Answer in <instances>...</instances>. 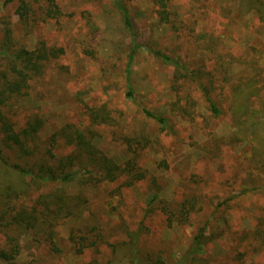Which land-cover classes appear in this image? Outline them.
I'll use <instances>...</instances> for the list:
<instances>
[{
	"label": "rangeland",
	"instance_id": "rangeland-1",
	"mask_svg": "<svg viewBox=\"0 0 264 264\" xmlns=\"http://www.w3.org/2000/svg\"><path fill=\"white\" fill-rule=\"evenodd\" d=\"M28 1L25 24L18 3L0 0L16 43L64 54L5 108L8 119L16 128L37 121L41 143L59 156L74 152L75 132L93 131L99 150L133 168L113 183L63 185L87 199V211L55 226L53 246L22 231L12 242L0 234V249L17 247L15 264H111L134 249L151 263L178 264L201 233L194 264H264V180L244 159L248 143L228 140L235 126L224 103L249 71L255 85L244 95L254 108L264 103L259 16L243 14L238 0H169L168 18L158 0ZM170 59L186 68L185 79L174 78ZM245 188L251 192L238 196Z\"/></svg>",
	"mask_w": 264,
	"mask_h": 264
},
{
	"label": "trees",
	"instance_id": "trees-1",
	"mask_svg": "<svg viewBox=\"0 0 264 264\" xmlns=\"http://www.w3.org/2000/svg\"><path fill=\"white\" fill-rule=\"evenodd\" d=\"M3 1L5 5L18 3L17 16L23 23H29L32 7L28 0ZM238 1L243 14L253 11L264 23V0ZM158 2L166 18L169 0ZM123 17L126 27L132 30L133 25L126 10L123 11ZM2 24L6 25L4 31ZM63 54V49L44 45L34 50L19 45L13 37L10 24L5 19H0V234L10 242L15 239L16 232L29 231L33 236L36 235L41 241L53 246L55 226L65 219L82 218L87 211V199L80 194L68 195L63 190V185L77 181L83 185L93 186L99 183H113L121 179L124 172L130 173L133 168L131 164L122 168L99 150L92 143L95 134L93 131L75 132L69 141V145L74 146V152L67 156H59L53 152V148L49 149L41 143L39 136L42 127L37 121H30L27 125L16 128L8 119L5 108L25 97L30 82L44 75L48 63ZM133 60L134 56L131 55L130 66ZM170 63L176 69L174 78L183 79L185 73L181 71L187 72L186 68L173 59H170ZM244 70L248 72L247 69ZM252 73L249 71L245 75L240 74L238 77L244 83L232 86L227 100H224L235 126V131L228 140L248 143L249 156L244 159L249 163L252 173L264 180V103L259 108H254L250 97L244 95L246 88L251 89L255 85L254 78H249ZM191 77L193 78V73ZM250 95L255 96L252 93ZM129 96L132 97V93H129ZM208 102L213 114L219 115L215 99L208 97ZM144 113L161 125L166 124L165 118L156 116L148 110H144ZM226 141L227 139H224V142ZM143 178V175L136 177L137 180ZM127 184L131 186L133 183ZM261 189H264V184ZM257 190L258 188L252 189ZM250 192V189L245 188L238 196ZM157 199V195L152 197L149 209ZM201 238V233L194 237L191 247L178 264H194L193 261L202 254ZM95 244L96 241L93 246ZM114 251L116 254L118 247ZM136 252L137 249H134L133 256L111 264H165L160 260L151 263L136 257ZM17 255V247L10 252L0 249V262L15 264Z\"/></svg>",
	"mask_w": 264,
	"mask_h": 264
}]
</instances>
